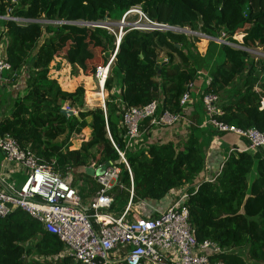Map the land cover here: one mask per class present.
Wrapping results in <instances>:
<instances>
[{
  "label": "trees",
  "instance_id": "16d2710c",
  "mask_svg": "<svg viewBox=\"0 0 264 264\" xmlns=\"http://www.w3.org/2000/svg\"><path fill=\"white\" fill-rule=\"evenodd\" d=\"M262 5L264 0H20L13 6L12 15L32 20L99 23L106 13L126 12L139 6L154 22L200 31L215 38L225 31L230 42L236 43V37L242 36L244 47L264 48V12L259 9ZM11 6L7 0H0V17L7 16ZM0 24L1 35L7 39L6 59L12 68L6 74L7 79L19 74L33 60L26 88L17 93L10 114L0 119V136L13 137L22 149H30L46 164L55 163V171L69 175L68 182L78 190L82 201L86 200L85 195L76 186L71 172L88 168L96 160L97 152L103 156L102 165L119 162L120 156L111 137L120 150L126 151L125 157L134 177V204L163 201L170 193L190 185L191 189H186L189 199L185 205L189 208L190 223L197 240L211 241L228 251L214 255L216 261L220 264H264L262 151L231 152L221 164L223 167L210 179L193 185L206 169L205 147L211 141V132L191 131L187 140L177 145L154 144L140 151L135 147L125 150L126 131L122 118L126 109L158 101V113L185 114L181 99L188 91V85L197 80L198 71L191 58L173 42L182 41L184 36L162 31H128L105 85L107 110L96 108L80 112V121L76 123L74 116H68L62 110V103L83 107L85 88L81 85L74 92L65 91L59 80L51 75L53 63L63 48L69 46L67 58L74 66L81 53L80 47L88 36L96 47L103 50V62L96 67V73L108 63L107 49H115L108 31L72 24L45 28L38 23L20 26L6 20H0ZM44 35L45 41L39 46ZM220 48L222 58L213 73L211 85L198 98L192 93L194 106L203 109L205 114L204 95L213 93L220 97L242 76L244 90L237 89L232 101L225 105L220 99L219 108L223 115L217 119L243 130L256 128L264 133V109L260 110L264 100V64L258 70L254 62L246 63L249 55L245 51L227 45ZM157 49L168 52L169 62L163 67L157 64ZM177 61L179 66H175ZM56 69H61L60 63ZM115 77L121 80L119 98L111 95ZM73 124H77L78 134L88 130L89 140L82 142L77 149L70 150L71 145L63 150L56 141L64 135L68 138ZM209 127L219 134L211 125ZM153 129L151 119H146L140 126L144 137ZM255 164L258 175L250 184L248 176ZM120 167L124 185L130 188L124 164ZM87 177L91 180L87 189L91 190L93 197L99 185ZM129 196V192H122L113 209L118 211L117 207L121 205L123 211ZM64 249V243L57 236L48 233L42 223L20 209L0 218V264H75L71 256L59 257ZM235 249L247 250V259ZM32 256L51 259L40 261L30 259Z\"/></svg>",
  "mask_w": 264,
  "mask_h": 264
},
{
  "label": "built area",
  "instance_id": "2783aa9c",
  "mask_svg": "<svg viewBox=\"0 0 264 264\" xmlns=\"http://www.w3.org/2000/svg\"><path fill=\"white\" fill-rule=\"evenodd\" d=\"M20 0H7L11 4L3 20L25 26L40 24V20L20 18L12 15L13 6ZM130 15L140 16L141 23H134L125 33L121 32L115 43V54L105 67L96 72L100 90L103 92L114 64L116 53L124 35L130 30L176 32L169 25L154 22L138 6L125 12L123 20ZM143 21V24H142ZM58 25H86L85 22L49 21ZM124 24V21H122ZM90 24V23H89ZM103 28L102 23H91ZM51 25V24H49ZM228 44V43H227ZM12 70L10 63L0 50V96L2 87L7 82L6 74ZM194 83L188 85V91L181 99V105L188 109L193 103ZM220 97L208 93L203 97L207 124L219 134H231L246 141L244 149H232L231 152H263L264 133L256 128L243 130L217 119L223 112L219 108ZM160 103L153 101L142 107L126 109L122 118L125 128V150H132L144 132L140 126L146 119H151L154 129H168L183 121L180 113L165 111L158 113ZM264 109V100L260 110ZM120 161L98 165L94 181L99 189L90 200L82 206L78 190L68 182L69 175L56 172L53 165L44 163L30 149H22L11 136H0V151L7 163L14 168L13 174H22V179L12 180L0 173V218H5L20 209L28 213L44 226V229L57 236L65 246L59 257L71 256L75 264H220L214 255L228 252L211 241L199 242L190 223L189 208L185 205L189 199L187 190L170 193V203L162 211L150 209L148 213L139 211L133 202L134 177L125 152L118 148L110 137ZM124 164L130 180V188L123 182ZM223 166L221 165L219 169ZM104 168V169H103ZM129 192V200L120 213L111 212L118 196ZM197 191V189H196ZM147 203V202H142ZM58 258V257H57Z\"/></svg>",
  "mask_w": 264,
  "mask_h": 264
},
{
  "label": "rangeland",
  "instance_id": "374dc122",
  "mask_svg": "<svg viewBox=\"0 0 264 264\" xmlns=\"http://www.w3.org/2000/svg\"><path fill=\"white\" fill-rule=\"evenodd\" d=\"M139 7V6H138ZM262 12H264V5H262L259 8ZM124 11L115 10L111 13H106L105 17L102 21L99 23H102V27L108 31V34L111 37L112 44H115L117 42L118 36H120V33L127 31V29L130 28L131 25L134 23H141L140 16L138 15H130L125 20L124 18ZM0 20H3L0 18ZM124 21V24L122 23ZM49 24L50 26L58 27V23H49V20L47 19H41L40 25L43 26V28L47 27ZM143 24V21H142ZM79 26V25H78ZM84 27H87L88 29L96 28V25L87 23L86 25H82ZM187 31H176L173 32L177 35L184 36L185 39L182 41L174 40L173 42L178 48H182L187 56L191 58V61L196 66V69L198 71V78L195 81V89L193 91V95L195 98H198L201 96L205 88L209 87L213 81V73L218 68V62L222 58V54L220 52L221 45H227L229 47H232L233 49L242 50L245 51L249 55V59H247L246 63L254 62V65L257 67L258 70L262 69V66L264 64V48L262 46H255L252 48H246L242 45L243 37L238 36L236 37V43L230 42L229 36L225 31L221 32L220 37H208L204 34H202L200 31L194 32L191 31L188 28H185ZM2 31V25L0 24V50L2 51L3 55L6 57L5 54V47L7 44V39L5 37H2L1 35ZM167 32V31H164ZM44 35L40 41L39 46H41L45 41ZM214 43V45L212 44ZM228 43V44H227ZM68 50L69 46L67 48H63V50L60 52L59 57L56 58L55 62L53 63V70H51V75L54 78H57L61 84V87L68 92H74L79 86H84L85 88V95L83 98V107L73 106L69 102L62 103V110L67 113L68 116H74L76 123L80 121L79 114L80 112L86 111V110H93L96 108L103 109L106 111V103H107V94L105 91H101L98 81L96 79V67L99 66L103 61V50L101 47H96L90 40L89 37H85V42L80 47V55L76 58L75 65L72 66L68 60ZM115 54V49H107L106 51V57L108 58V61H110ZM169 62L168 52L162 49H157V64L160 67L165 66ZM33 60L29 61L26 66L23 68V70L16 75H11L10 79L8 80V85L3 86L2 89L6 90L5 95L3 94L2 97H0V119H3L4 117H7L11 109L13 107V104L15 102V98L17 96V93H19L22 89L26 88L27 80L29 79V75L32 73L31 66H32ZM60 63V70L56 69V66ZM175 66H179V62H175ZM75 69H74V68ZM112 69L111 67L110 76L112 75ZM75 71V72H74ZM257 71V70H256ZM246 73V72H244ZM109 76V77H110ZM242 77V76H240ZM237 78V80L228 88V91L221 93L220 99L223 105L226 103L232 101L233 97L237 94V89L239 91H243L244 87L241 82V78ZM5 85V84H4ZM258 91L260 89L256 88ZM4 90V91H5ZM22 92V91H21ZM4 93V92H3ZM89 93L95 94L94 97H89ZM160 91H158L157 94H159ZM102 94L103 97L100 95ZM121 94V80L119 77L114 78L113 88L111 95L112 97L117 96L119 98ZM99 95V96H97ZM98 97V98H97ZM95 99V100H94ZM95 101V102H94ZM94 103V104H92ZM194 106V105H192ZM189 112V120L190 122L185 124L184 121L179 123L176 127H184L187 131L183 133L184 136L180 138L178 141H170L166 140L167 138H170L172 136H175L176 134L172 131H174L176 128H168V130L164 129L161 131L162 134L155 133L156 129H153L150 133L146 132L145 137L143 136L138 145L135 146L136 151H140L143 149H147L149 146L154 144H167V143H173L175 145L183 143L187 140V138L190 136L191 131H208L211 132V141L209 142L208 146L205 147V151H209L212 149L214 142L217 141L216 137L221 138L222 136L216 135L213 130L209 127V124H207V116L204 114L203 109H200L198 106H194L193 110H190ZM186 113V111H185ZM203 125V127H202ZM78 129L77 124H73L71 126V130L69 132V136H61L59 139H57L56 144L58 146H61L63 150H66L68 147L71 148L70 150H74L80 147L82 142L89 140V131L84 130L81 134L76 133ZM160 133V131H158ZM155 135V139L152 140V137ZM157 135L159 137H162L158 139ZM168 135V136H167ZM187 135V137L185 136ZM206 137H208V133L205 134ZM176 137V136H175ZM179 138V137H178ZM177 138V139H178ZM169 141V142H167ZM165 142V143H163ZM134 149V150H135ZM133 150V151H134ZM95 150L93 151V153ZM135 152V151H134ZM229 150H227L224 154V156H228L227 154ZM103 159V156L100 155L98 152L96 154V160L93 161L88 168H96L98 165H102L101 160ZM123 164V163H122ZM87 168H81L77 169L75 171L71 172L72 177H74L76 183V186L81 190L82 194L85 195V201H82V206H87L90 204V200L92 199V193L91 190L87 187L91 186V180L87 177L89 176L86 172ZM257 165L255 164L252 172L248 176V182L251 184L253 179L257 177ZM22 174H20L18 181L22 179ZM92 178L91 176H89ZM201 181H205L203 179L202 175H199V177L194 181L193 185H196L200 183ZM192 185V186H193ZM187 189H191L190 185L186 186ZM185 188V189H186ZM170 197H168L164 201L160 202H149L148 203H138L135 204V207L141 211L142 213L147 214L148 210L163 208L166 203L169 201ZM167 201V202H166ZM117 210H112L111 212H119L122 211L121 205L117 207ZM237 254L243 256L247 259V250L245 249H235L234 250ZM38 259L40 261H47L51 258L47 257H37L32 256L30 259ZM54 262L56 261L53 260Z\"/></svg>",
  "mask_w": 264,
  "mask_h": 264
},
{
  "label": "crops",
  "instance_id": "0c3cea01",
  "mask_svg": "<svg viewBox=\"0 0 264 264\" xmlns=\"http://www.w3.org/2000/svg\"><path fill=\"white\" fill-rule=\"evenodd\" d=\"M6 78H7V75H6ZM8 80L6 82V85H8ZM5 89H3V92H4ZM6 91V90H5ZM2 97V94L1 96ZM193 103H194V98H193ZM192 103V105H194ZM190 106L188 109H186V113L183 115V121L185 124L189 123L190 120H189V112H191L190 110H193L194 106ZM203 127V125H202ZM175 130L172 131L174 132L176 135L175 136H172L170 138H167L166 140H170V141H178L180 138H182L183 133H185L186 128L184 127H176L175 126ZM164 129H156L154 131H156L155 133L157 134H162L161 131H163ZM168 130V129H166ZM158 131H160V133H158ZM216 135H220L222 136L221 138L219 137H216V140L214 142V145L212 147V149H210L209 151H207V163H206V169L204 170V172H202L200 175L203 176V179L207 180V179H210L212 175H214L220 168L221 164L224 162L225 158L227 156H224L225 152L227 150H229V152H231L232 149H244L246 147V141L245 140H242V139H238L236 136L234 135H231V134H227V135H222V134H216ZM168 136V135H167ZM187 137V135H185ZM158 139L162 138V137H159V135H157ZM179 137V138H178ZM178 138V139H177ZM155 139V135L152 137V140ZM169 142V141H167ZM165 143V142H163ZM229 152L227 154H229ZM13 166L9 163L6 162L5 158H4V155L2 154V152L0 151V173L3 174L6 178L10 177L12 180H18L19 179V176L20 174H13L11 175V171L13 170ZM199 184V183H198ZM197 185V184H196ZM187 189V188H186ZM186 189H181V190H177L175 192H181L182 190H186ZM170 196V195H169ZM92 198V197H91ZM167 199V198H166ZM165 199V200H166ZM164 201V200H163ZM171 200H169L166 205L161 208L162 210H164L165 208H167V206L169 205ZM149 204V202H147ZM158 210V211H162L160 210V208H155V210Z\"/></svg>",
  "mask_w": 264,
  "mask_h": 264
},
{
  "label": "water",
  "instance_id": "95a60500",
  "mask_svg": "<svg viewBox=\"0 0 264 264\" xmlns=\"http://www.w3.org/2000/svg\"><path fill=\"white\" fill-rule=\"evenodd\" d=\"M168 28L171 29V30L180 31V32L187 31L186 29L179 28V27H173V26H168ZM109 165H110V163H106V165L104 166V168L108 167ZM86 172L91 177H94V175L96 174V170L93 169V168H87Z\"/></svg>",
  "mask_w": 264,
  "mask_h": 264
},
{
  "label": "bare ground",
  "instance_id": "6f19581e",
  "mask_svg": "<svg viewBox=\"0 0 264 264\" xmlns=\"http://www.w3.org/2000/svg\"><path fill=\"white\" fill-rule=\"evenodd\" d=\"M94 96H95V94H93V93H92V94H91V93L89 94L90 99H91V97H94ZM97 96H99V95H97ZM100 96L103 97L102 94H101ZM95 97H96V96H95ZM97 98H98V97H97ZM94 100H95V99H94ZM94 102H95V101H94ZM92 104H94V103H92Z\"/></svg>",
  "mask_w": 264,
  "mask_h": 264
}]
</instances>
